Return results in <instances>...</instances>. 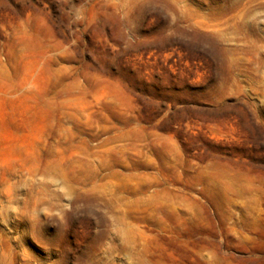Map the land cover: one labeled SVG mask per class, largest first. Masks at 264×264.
I'll return each instance as SVG.
<instances>
[{"label": "rangeland", "instance_id": "1", "mask_svg": "<svg viewBox=\"0 0 264 264\" xmlns=\"http://www.w3.org/2000/svg\"><path fill=\"white\" fill-rule=\"evenodd\" d=\"M0 264H264V0H0Z\"/></svg>", "mask_w": 264, "mask_h": 264}]
</instances>
